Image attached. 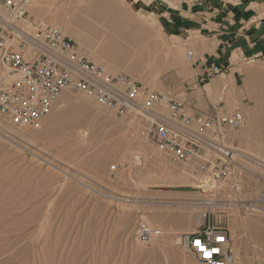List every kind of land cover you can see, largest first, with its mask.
I'll list each match as a JSON object with an SVG mask.
<instances>
[{
  "label": "rangeland",
  "instance_id": "1",
  "mask_svg": "<svg viewBox=\"0 0 264 264\" xmlns=\"http://www.w3.org/2000/svg\"><path fill=\"white\" fill-rule=\"evenodd\" d=\"M78 1L42 0L40 5L55 9L58 19L76 22L88 32L94 26L100 30L124 27L131 46L146 45L152 53L158 51L157 63L145 81L132 76L131 70L138 73V67H127L124 62H113V74H125L150 91L201 113L208 111L209 117L221 103L228 113H240L243 125L224 138L214 137L218 149L231 155L205 149L190 161L194 180L205 179L209 184L207 193L198 194L189 189L160 192L139 187L138 175L153 177L163 166L180 171L188 164L155 150L132 119L116 117L92 95L84 104L78 96L89 94L64 91L71 101L61 106L56 102L38 128H16L0 117L10 134L0 137V264H200L185 251L184 239L205 223L228 233L236 261L241 260L236 264H264V159L253 153L259 150L264 155V55L243 58L236 68V83L218 76L210 85L222 83L206 91L205 85L193 79L190 65L195 56L190 61L184 58L192 49L164 36L157 18L144 8L146 0ZM26 10L31 18H42L78 45L42 15ZM86 24L92 26L90 31ZM135 54L129 52V63ZM101 106L103 113L98 109ZM82 129L87 138L80 139ZM209 200L218 208L203 206ZM193 208L196 211L191 212ZM196 217H201L197 225ZM141 223L160 229L162 236L141 243L137 239Z\"/></svg>",
  "mask_w": 264,
  "mask_h": 264
},
{
  "label": "built area",
  "instance_id": "2",
  "mask_svg": "<svg viewBox=\"0 0 264 264\" xmlns=\"http://www.w3.org/2000/svg\"><path fill=\"white\" fill-rule=\"evenodd\" d=\"M26 2L0 0V117L9 125L38 128L62 92H83L116 117L132 119L155 150L182 165L205 149L217 150L216 135L224 138L243 125L240 113H228L221 103L209 117L191 105L150 91L125 74L103 70L87 59L73 40L31 18ZM184 58L192 60V52ZM228 72L220 65L203 67L197 83L206 85ZM162 234L145 223L137 228L141 243ZM184 249L200 264H235L228 233L210 223L186 235Z\"/></svg>",
  "mask_w": 264,
  "mask_h": 264
},
{
  "label": "crops",
  "instance_id": "3",
  "mask_svg": "<svg viewBox=\"0 0 264 264\" xmlns=\"http://www.w3.org/2000/svg\"><path fill=\"white\" fill-rule=\"evenodd\" d=\"M146 1L144 8L157 18L164 36L192 49L195 83L210 65L228 68L225 76L236 83L243 58L264 55V0Z\"/></svg>",
  "mask_w": 264,
  "mask_h": 264
},
{
  "label": "bare ground",
  "instance_id": "4",
  "mask_svg": "<svg viewBox=\"0 0 264 264\" xmlns=\"http://www.w3.org/2000/svg\"><path fill=\"white\" fill-rule=\"evenodd\" d=\"M15 1H20V0H15ZM32 1V2H30ZM81 2L79 3H82L84 0H80ZM87 1V0H86ZM42 2V0L40 1ZM40 2L39 0H27L26 2V6L28 5V7L26 9H28V11H32L34 12V15L35 14H39L42 15L43 18H45V20H47V22L49 23H52L53 25L56 26V28H60L61 31H63L62 33L66 34V35H71L73 37L74 40L77 41L78 45H79V49L82 51V53L87 56L90 60H92V62L94 64H96L97 66L101 67L103 70L107 71V72H110V73H116V68H113L112 66L114 65L113 62H124L126 63L125 65L127 67H130L132 68L133 66L134 67H138V70H139V74L136 73V72H132L131 70V74L132 76H138L139 78H144L146 79V77H151L154 73V70H152V66L155 65L157 63V52L156 51L155 53H152L151 52V49L149 47H147L146 45H143L142 47L137 45L136 48H134V44H130L129 42V38L127 37L128 36V33L126 32V30H123L122 28L120 27H114L112 29L109 28V30H103V29H99L98 26H94L95 29H93V31L91 32H88L87 30L85 31L84 29L80 28L79 26H77V24H73V23H76V22H73V23H68V21H66L65 19H58V15L57 13H55L54 11H56L54 9V11H52L53 9H51V11H49V9L46 11L44 9V7H42L40 5ZM44 3H46L45 1H43ZM77 2V4H78ZM30 3V4H29ZM76 3V2H75ZM74 3V5H75ZM86 3V2H84ZM89 3V2H88ZM120 3V2H118ZM76 4V6H77ZM92 4V3H91ZM89 4V5H91ZM99 4V3H98ZM43 5V4H42ZM45 5V4H44ZM96 5V4H95ZM121 5V4H120ZM45 7H47V4L45 5ZM84 7V6H82ZM98 7V6H96ZM30 8V9H29ZM79 8V7H78ZM77 8V9H78ZM65 9V8H64ZM71 9V8H70ZM85 9V8H84ZM126 9V8H125ZM69 10V9H68ZM73 10V9H72ZM72 10L70 12H72ZM91 10V9H90ZM60 12V10H58ZM74 11V10H73ZM76 11V10H75ZM88 11V10H87ZM57 12V11H56ZM58 12V14H59ZM64 12V10H63ZM78 12V10H77ZM86 12V11H84ZM126 12V11H125ZM1 13V11H0ZM61 13V12H60ZM66 13V11L64 12ZM68 13V12H67ZM123 14V13H122ZM129 14V13H128ZM76 15V13H75ZM62 17V16H60ZM59 17V18H60ZM68 17V15H67ZM71 17V16H70ZM63 18V17H62ZM68 19V18H67ZM75 19V18H74ZM73 19V21H74ZM95 20V19H94ZM41 21H44L42 20L41 18ZM76 21V20H75ZM98 21V20H97ZM148 21V20H147ZM80 22V23H79ZM83 21H78L77 23L81 24ZM93 22V21H92ZM128 22V21H127ZM51 24V25H52ZM83 24V23H82ZM120 24V23H119ZM122 24V23H121ZM124 24V23H123ZM130 24V23H129ZM152 24V22H151ZM154 25V23H153ZM54 26V27H55ZM89 26V25H88ZM87 24H86V27H88ZM91 26V25H90ZM120 26V25H119ZM144 26V29H145V25L143 24ZM151 26V25H150ZM53 27V26H52ZM92 27V26H91ZM91 27H88L89 31L91 29ZM122 27V25H121ZM155 27V26H154ZM137 29V28H136ZM147 29V28H146ZM135 32V30H134ZM143 32V31H142ZM152 32V31H151ZM148 33V32H147ZM157 33V32H156ZM153 34V33H152ZM134 36L136 35H139V33L137 32V34H133ZM142 35V34H141ZM154 36V35H153ZM132 37V35H131ZM143 37V35H142ZM141 37V38H142ZM160 37V36H159ZM133 38V37H132ZM129 39V40H128ZM135 39V38H133ZM161 39V38H160ZM162 40V39H161ZM133 41V40H132ZM131 41V42H132ZM149 41V40H148ZM163 41V40H162ZM141 42V40H140ZM140 42H137V43H140ZM166 42V40H165ZM133 43V42H132ZM145 44V43H144ZM128 46H130V50H128ZM136 46V45H135ZM157 46V45H156ZM164 47V46H163ZM169 47V46H168ZM173 47V46H172ZM162 48V47H161ZM168 50V49H167ZM133 52V51H136V54L137 57H138V61L136 62V58H132L130 59V63L127 61L129 59L128 57V54L129 52ZM175 51V50H174ZM169 52V51H168ZM172 52V51H170ZM160 54V53H159ZM167 53H164V55H166ZM168 55V54H167ZM159 56V55H158ZM160 57V56H159ZM158 57V58H159ZM166 57V56H164ZM168 57V56H167ZM171 58V57H170ZM161 59V58H160ZM163 59V58H162ZM177 60V59H176ZM171 62V61H170ZM123 63V64H124ZM158 63H160V61L158 60ZM163 63H166V61H164ZM169 63V62H167ZM179 63V62H178ZM170 66H172V63L169 64ZM132 66V67H131ZM161 67L162 64L160 65ZM168 66V65H167ZM181 67V66H180ZM158 68V67H157ZM160 70V69H159ZM137 71V70H136ZM157 72V71H156ZM158 77V76H157ZM143 79V80H144ZM145 81V80H144ZM146 83V82H145ZM148 85V83H147ZM208 87V89H212L213 90V85H210V84H207L204 86V90H206L205 88ZM215 88V87H214ZM208 91V90H206ZM68 94V93H67ZM66 93L62 92L61 93V96L59 98V100L57 101L60 106L62 104H65V103H69V97L67 96ZM78 97H80L81 99V102L84 103V104H88L91 100H92V96L91 95H84V94H81L79 95ZM80 101V100H79ZM199 104L200 106H203V101L201 99H199ZM58 105V104H57ZM60 109L59 107H56V109ZM93 109V108H92ZM99 110L102 109V106L98 108ZM102 110H100V112H102ZM105 111V110H103ZM60 112V110H59ZM103 113V112H102ZM97 114V113H96ZM99 115V114H98ZM100 116H101V113H100ZM99 116V117H100ZM102 117V116H101ZM43 124V123H42ZM41 124V125H42ZM9 127V126H8ZM10 128V127H9ZM28 128V127H27ZM15 129V128H14ZM29 129V128H28ZM24 130H26V127L24 128ZM84 129L81 130V136H80V139H84L87 138V134L85 131H83ZM9 131H12L9 130ZM40 131V130H39ZM12 132H15V131H12ZM11 132V133H12ZM17 133V132H16ZM20 133V132H19ZM18 133V134H19ZM78 133V131H77ZM9 133H8V129H7V126H5L3 123H1L0 121V137H9ZM12 135V134H11ZM14 135V134H13ZM24 135V133H23ZM77 135V136H78ZM25 136V135H24ZM34 136V135H33ZM78 136V137H79ZM26 137V136H25ZM83 137V138H81ZM19 139H21L20 137H18ZM24 138V137H22ZM26 139V138H25ZM30 139V138H29ZM259 148V147H258ZM221 151V153H226L224 150H219ZM220 153V152H219ZM254 155H256L257 158L259 159H264V155H263V152L262 151H259L258 152H253ZM231 155V154H229ZM228 155V156H229ZM224 156V155H223ZM186 168H184L183 170H175L173 169L174 167H171V166H163V168L160 169V172L156 175V176H153V177H143V176H140L138 174H135V175H138L136 176V180H137V183L139 185V187H148L150 186L151 189H155V190H158V191H181V192H184L183 189H189V191H192V192H196L198 194H202V193H207L206 191V188H208L207 186L209 185L207 183V181L205 179H197V180H194L195 176L190 172V169L189 168H193V166H190V164L186 165L185 166ZM194 171V170H192ZM122 172V171H120ZM131 173V172H130ZM129 175V172L127 173ZM205 174V173H204ZM196 175V174H195ZM202 175V174H201ZM130 176V175H129ZM208 176V175H207ZM129 178V177H128ZM134 181H135V177H133ZM133 182V185H137L136 183ZM211 181V180H210ZM216 181V180H214ZM131 182V181H130ZM218 184V182H216ZM134 185V186H135ZM137 185V186H138ZM213 185V184H212ZM224 185V184H223ZM215 185H213L214 187ZM221 186V185H220ZM211 187V186H210ZM209 189V188H208ZM211 189V188H210ZM216 189V187H215ZM218 189V188H217ZM210 191V190H209ZM208 191V192H209ZM217 191V190H216ZM178 192V191H177ZM210 194V193H208ZM127 200V199H126ZM128 202V200H127ZM180 204V203H179ZM216 204V203H215ZM213 204V200H209V201H206L204 202L203 206H208L210 207V209L212 208L213 210L215 208H218L217 204L215 205ZM186 205V204H184ZM194 205V204H192ZM202 205V204H201ZM194 208L192 209L191 212H193ZM196 211V210H194ZM188 221L190 220L187 219ZM150 221V220H149ZM146 222V221H145ZM191 222V221H189ZM195 222H196V225L199 224L201 222V217H196L195 218ZM151 222H149V224H151ZM147 224V223H146ZM155 224V223H154ZM190 224V223H189ZM151 226V225H150ZM153 227V226H152ZM156 227V226H155ZM158 239V238H156ZM155 239H152L150 242H153ZM149 242V243H150ZM142 245V244H141ZM248 260V259H247ZM239 262L241 260H238ZM236 257H235V264L236 262Z\"/></svg>",
  "mask_w": 264,
  "mask_h": 264
}]
</instances>
